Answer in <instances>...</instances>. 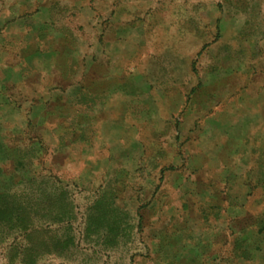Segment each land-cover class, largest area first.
I'll use <instances>...</instances> for the list:
<instances>
[{"label":"rangeland","instance_id":"374dc122","mask_svg":"<svg viewBox=\"0 0 264 264\" xmlns=\"http://www.w3.org/2000/svg\"><path fill=\"white\" fill-rule=\"evenodd\" d=\"M3 1L1 165L67 188L76 243L2 233L0 264H264V0H112L94 29L68 5L46 38Z\"/></svg>","mask_w":264,"mask_h":264},{"label":"trees","instance_id":"16d2710c","mask_svg":"<svg viewBox=\"0 0 264 264\" xmlns=\"http://www.w3.org/2000/svg\"><path fill=\"white\" fill-rule=\"evenodd\" d=\"M2 147L3 143L0 140V234L21 232L30 239L34 233L44 234L42 232L47 230L50 238L46 244L51 252L61 254L74 246L76 243L72 226L74 207L67 188L58 181L60 183L57 187L56 183H53V189L48 190L44 187L47 184L44 180L34 181L31 183L34 185L15 190V184L23 181L13 171L5 170L1 165V161L5 163L11 159ZM107 198V195L103 194L96 201L98 216L95 221L89 223V229L94 224L106 225L110 230L115 229L114 236L104 234L103 238L107 242L117 243L119 233L122 230L127 231L130 224L127 214L123 210L118 213L115 207L110 206ZM62 223H65V226L59 227ZM60 231L64 232L60 234Z\"/></svg>","mask_w":264,"mask_h":264},{"label":"crops","instance_id":"0c3cea01","mask_svg":"<svg viewBox=\"0 0 264 264\" xmlns=\"http://www.w3.org/2000/svg\"><path fill=\"white\" fill-rule=\"evenodd\" d=\"M3 2L7 5L8 14L10 15L9 21H23V28L27 31L28 36L34 33V37L38 36L41 38H46L47 30L57 26L59 19L55 20V15L66 12V7H75L74 9L79 7L78 10H84L86 14L83 16L84 24L91 26L93 29L94 25H96L94 18H97V16L101 17L96 11V3L104 5L102 9L104 22L106 18L110 21L113 12L112 0H9ZM68 2H72V4ZM95 39L92 40L91 44L98 43L104 46L109 44V39L101 34L97 37V40ZM83 59L81 58V60Z\"/></svg>","mask_w":264,"mask_h":264}]
</instances>
